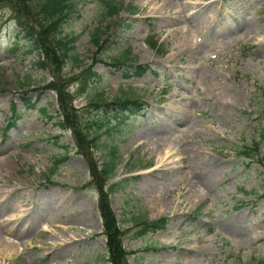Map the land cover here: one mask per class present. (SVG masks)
Here are the masks:
<instances>
[{"label":"rangeland","instance_id":"obj_1","mask_svg":"<svg viewBox=\"0 0 264 264\" xmlns=\"http://www.w3.org/2000/svg\"><path fill=\"white\" fill-rule=\"evenodd\" d=\"M116 1L137 14L102 22L99 3L77 0L61 37H77L74 55L85 63L110 62L128 49L134 66L151 68L124 80L122 71L98 63L101 80L74 102L86 125H106L93 127L106 145L94 152L96 161L103 164L107 148L118 147L108 186L123 182L110 195L119 226L133 230L129 220L138 214L168 221L155 234H127L124 247L136 252L129 264H264V0H182L185 12L172 7L180 0ZM199 11L208 20L204 27L196 21ZM12 15L0 6V235L24 250L2 246L0 238V264H110L88 162L77 154L71 131L57 125V96L45 88L52 66L41 70L25 44L14 50ZM124 20L134 27L127 30ZM96 30L106 44L98 56ZM80 65L69 60L62 68L74 95L78 86L70 82ZM40 95L6 137L12 103L21 107L24 98ZM99 95L109 101L128 96L145 106L134 115H106L89 106ZM243 141L261 143L263 164L237 157L234 148ZM206 170L216 174L214 187L192 196L193 178ZM171 175L177 180L167 188ZM148 182L160 193H148Z\"/></svg>","mask_w":264,"mask_h":264},{"label":"trees","instance_id":"obj_2","mask_svg":"<svg viewBox=\"0 0 264 264\" xmlns=\"http://www.w3.org/2000/svg\"><path fill=\"white\" fill-rule=\"evenodd\" d=\"M101 8L102 22L106 20H114L121 16L122 12L134 15L137 10L128 7L123 1L116 0H97ZM77 0H0V6L9 8L16 20L18 27L19 38L27 43L28 53H39L38 65L41 68H46L51 65V73L54 77V82L47 86V88L55 91L58 96L60 106V116L62 117L60 126L69 129L74 134V139L79 155L85 157L89 164L92 183L99 192V212L103 220L102 236L106 239V248L108 253V262L110 264H129V258L135 255L136 252L127 251L124 247V240L131 231H135L138 237H144L149 233H157L165 229L168 225L167 219L150 220L147 215H133L129 222L133 225V230H123L119 226L118 218L112 210L110 204V195L123 188V182L115 183L108 186V182L113 176L119 162V152L117 146H110L107 148V154L103 164L100 165L94 157V152L102 149L106 145L102 142V134L89 135L91 124H88L86 129L82 118L78 115V111L73 108V98L67 91L69 82L62 75L63 65L69 59L76 62L79 61L73 55L75 51V43L77 38L61 37L63 26L69 20L73 10H75ZM125 27L132 28V25L124 20ZM94 44L98 47L97 56L102 54L105 47L101 44L102 37L100 31L96 30L93 33ZM154 49H158L156 43L152 44ZM159 50V49H158ZM157 50V51H158ZM160 55H163V51ZM130 54L125 53L111 62H105L99 59L94 60L90 65H80L81 70L72 81L79 84L78 96L83 95L89 91L91 86L101 80V76L95 70V64L104 63L111 65L114 68H132L129 64L132 62ZM44 57V61H41ZM150 68L148 66H138L133 68V71L125 69L126 77H142ZM264 98V88L259 89ZM26 107H33L29 100H25ZM92 104L96 108H103L106 112L112 111L118 114L124 113H139L143 109V103L139 99L133 98H116L108 102L104 97H98L92 100ZM20 114H18V118ZM96 126H99L95 123ZM100 128L102 127L99 126ZM101 130V129H100ZM262 139H264V126H261ZM235 153L238 158L243 159L244 162L258 161L263 164V158L260 160V142L247 143L243 141L242 145L236 146ZM58 164V163H57ZM107 187V188H106Z\"/></svg>","mask_w":264,"mask_h":264},{"label":"bare ground","instance_id":"obj_3","mask_svg":"<svg viewBox=\"0 0 264 264\" xmlns=\"http://www.w3.org/2000/svg\"><path fill=\"white\" fill-rule=\"evenodd\" d=\"M174 1H178V0H174ZM196 5V4H195ZM189 5L188 3H183L182 0H180V2H177L174 4L172 3V7H174V9H177L178 7H181L183 12H185V8H187ZM197 7V6H196ZM177 16V15H176ZM196 21L199 23L202 24V26L204 27L206 23H208V20H207V17L205 15H203V13H201V11H199L196 15ZM211 19V18H210ZM207 20V22H206ZM248 26L245 25L244 26V30L245 32L247 33L248 32ZM229 32H231L230 29H228ZM169 160V158L167 159V161ZM181 162V160H180ZM201 160H198V165H199V168H201ZM160 167H163L160 166ZM159 167V168H160ZM153 175V174H152ZM215 178H216V174L213 170H206L205 172L203 173H198L194 179V181L191 182V185H190V188H191V195H198L200 192L201 193H204V194H208V192L214 187V183H215ZM177 178L176 176L174 175H171V176H167L165 178V185L167 188H170V186H172L175 182H176ZM160 190L161 189H157V187L148 182V187L146 189V191L149 193H155V195L159 194L160 193ZM162 198V196H161ZM161 198H155L154 200V203L157 201V202H160L161 204L165 205L164 202H162L161 200L159 201L158 199H161ZM172 205H175V203H168L167 207H170ZM231 229L230 231L236 233V234H239L237 237L239 238H243L244 237V234L242 231H236L234 230L233 226L230 225L229 226ZM49 226L47 225H43L42 226V229H48ZM8 231L10 230H7L6 233H8ZM1 230H0V234H1ZM2 235H0V238L3 240L4 238L1 237ZM18 240H12L11 238H9L7 241H2L3 244H1L2 246L3 245H6L7 248H11V249H18L19 251L21 250H24V247L21 245V247H18L19 243L17 242ZM58 241H62L64 242L63 238H58Z\"/></svg>","mask_w":264,"mask_h":264}]
</instances>
